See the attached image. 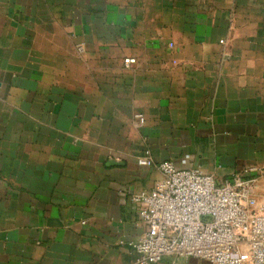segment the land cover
I'll use <instances>...</instances> for the list:
<instances>
[{"label": "crops", "instance_id": "obj_1", "mask_svg": "<svg viewBox=\"0 0 264 264\" xmlns=\"http://www.w3.org/2000/svg\"><path fill=\"white\" fill-rule=\"evenodd\" d=\"M146 149L264 165V0H0V264H130Z\"/></svg>", "mask_w": 264, "mask_h": 264}, {"label": "built area", "instance_id": "obj_2", "mask_svg": "<svg viewBox=\"0 0 264 264\" xmlns=\"http://www.w3.org/2000/svg\"><path fill=\"white\" fill-rule=\"evenodd\" d=\"M84 52V45L77 46L79 55ZM134 63L125 60L127 66ZM134 120L145 124L142 114ZM137 163L155 167L163 179L131 196L144 232L129 243L135 256L130 264H155L165 257L264 264V165L219 182L198 168L155 163L149 149Z\"/></svg>", "mask_w": 264, "mask_h": 264}]
</instances>
